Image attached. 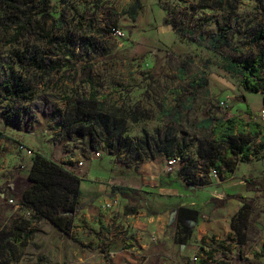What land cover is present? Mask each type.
Masks as SVG:
<instances>
[{"label":"rangeland","instance_id":"rangeland-1","mask_svg":"<svg viewBox=\"0 0 264 264\" xmlns=\"http://www.w3.org/2000/svg\"><path fill=\"white\" fill-rule=\"evenodd\" d=\"M14 1L18 10L9 6L10 0H0V19L13 22L16 16L30 14L32 23L26 29L19 24L9 29L0 25V72L11 65L23 74L32 99L19 104H32L37 116L28 132L6 125L0 115V130L8 136L0 139L1 223L20 210L8 200L13 197L9 184L16 191L26 187L32 157L19 149L24 140L36 149L33 152L75 171L87 167L99 178L109 176L97 181L111 185L121 199L113 209L120 222L107 228L123 248L135 247L134 264H264V200L260 192L247 191L243 185L246 176L263 171L264 154H256L257 140L252 155L238 164L239 177L229 190L245 193L262 212L255 239L242 254L228 223L215 219L221 208H214L213 198L227 191L217 184L220 179L203 171L199 178L205 183L196 185L178 172L197 158L199 142L211 138L210 130L200 124L207 116L243 113L249 105L256 111L254 121L264 122L263 95L245 90L240 76L224 67L225 60L209 44L211 36L226 27L239 46L229 49L231 56L264 50V43L251 40L264 22V0H139L136 15L130 11L136 0H51L40 10L34 8L39 0ZM116 28L124 36H116ZM21 52L38 53L43 68H21L16 61ZM87 61L92 64L90 81L81 75V63ZM201 78L207 84L195 86ZM2 94L0 86V114L12 103ZM76 99L102 103L104 112L124 121L121 140L110 135L90 144L70 135L65 141L57 115ZM135 115L138 121H133ZM244 117L249 119L248 114ZM143 132L148 133L150 148L143 143ZM166 132L169 137L163 143ZM169 146L176 163L167 172L171 156L164 151ZM68 152L77 155L74 161ZM181 204L201 212L185 242L176 221ZM26 216L30 215L26 212ZM149 219L163 220L162 228L155 223L151 232L133 226L136 220ZM86 230L93 238L78 230L68 237L47 221H37L29 244L14 246L16 255L0 264H129L122 255L114 259L109 254L106 238H98L96 229Z\"/></svg>","mask_w":264,"mask_h":264},{"label":"trees","instance_id":"trees-1","mask_svg":"<svg viewBox=\"0 0 264 264\" xmlns=\"http://www.w3.org/2000/svg\"><path fill=\"white\" fill-rule=\"evenodd\" d=\"M33 1V0H30ZM51 0H39L34 5L36 10L48 5ZM222 3V1H219ZM139 0L130 8L133 15L139 7ZM9 6L18 10L17 3L10 0ZM39 21V20H36ZM167 24H171L165 20ZM32 23V16L19 15L13 22L8 19H0V25L6 29L19 24L22 28H28ZM252 42L264 43V22L254 33ZM210 47L225 60V68L240 76V85L247 91L259 92L264 100V50L246 56L233 57L229 54L230 48L238 45L232 40L231 28L220 27L210 38ZM50 61V59H48ZM16 61L23 69L33 67L43 68L38 63V53L21 52L16 54ZM77 67L73 72H77ZM92 64L81 63V75L91 80ZM206 79L195 81V86L203 87ZM0 86L2 98L12 100V103L2 110L1 117L6 119V125L10 124L18 130L27 129L31 132L30 125L35 124L37 111L32 104H19L30 101L32 90L27 79L22 73L16 72L9 65L0 72ZM194 86V85H193ZM194 86V87H195ZM15 100V101H13ZM103 104L93 99H76L66 112L59 113L58 119L64 132V140L70 141V135L76 138H85L90 144L97 138L107 140L113 136L120 141L124 133V121L118 120L103 111ZM249 115V119L244 117ZM133 121H138V116H133ZM202 127L210 130L211 138L199 142L196 149V159L188 161L181 169V177L190 184L203 185L205 182L199 178V173L209 174L215 169L220 180L228 179L234 175L241 160L251 156L254 152L253 143L257 140V151L264 154V135L261 124L254 121V114L249 105L243 113L231 116L210 118L206 117L200 123ZM26 131V130H25ZM169 137L168 132L162 135L161 142ZM164 138V139H163ZM0 139H8V136L0 130ZM147 132H143V143L150 148ZM171 139L169 142L172 145ZM172 146L165 150L167 156L172 158ZM33 151V150H32ZM247 191L260 192L264 200V171L260 176L250 175L245 178ZM10 193L16 204L21 208L30 210V216L15 218L10 225L0 228V263L10 260L16 255L14 246H26L31 239L33 224L40 220L49 221L64 235L71 236L74 227V219L81 208V178L72 168L56 161L45 154L35 151L32 156V164L26 177V187L22 191L14 190L9 184ZM136 192L135 189H129ZM234 198L241 202V206L232 217L230 228L235 233L236 244L242 254L251 241L255 239L257 226L261 213L256 210L254 200L244 194H227L224 198H213L215 208L224 207L227 199ZM201 212L199 209L179 206L176 212V221L183 230L182 242L192 235V225L196 222ZM3 261V262H2ZM199 264L201 261L198 262Z\"/></svg>","mask_w":264,"mask_h":264},{"label":"crops","instance_id":"crops-1","mask_svg":"<svg viewBox=\"0 0 264 264\" xmlns=\"http://www.w3.org/2000/svg\"><path fill=\"white\" fill-rule=\"evenodd\" d=\"M251 110L253 111L254 114H256V111L253 108H251ZM233 115H237V114L235 113ZM257 122L259 124H261L262 130H263V135H264V122H262V120H257ZM23 144H26L27 146L31 147V145L26 143L24 140H23ZM32 149H33V147H32ZM38 152H40V151H38ZM70 154L71 153L68 152L67 155L70 156ZM76 157H77V155L74 154V156H70V160L74 161L76 159ZM31 164H32V159H31ZM145 169H149V167L146 166ZM263 171H264V167H263ZM263 171H262V174H263ZM75 172L81 178V197H80L81 208L75 216L72 235L75 232V230H78L80 235H82L84 237L93 238V236L88 234L86 227L96 229V233L98 234V238H100V239L106 238L105 244H106V246H108L109 254L114 259L116 258V256L122 255L125 260H128L129 264H134L135 263L134 259L136 257V253L133 255L131 250L135 249V247H132L131 249L130 248H123V244L121 246V242L119 240H113V238H112L113 232L107 228L108 225H110L112 223L119 224L120 220H115V218L113 217V211L114 210H105L102 207V205L105 202L110 201L112 198L116 197L120 201L121 194L117 193L118 191L114 192L112 190L111 185H107L106 183H103L101 181H97L99 179L109 178L108 175L99 178L98 177L99 173L94 172L96 175L90 174V171L87 167L82 168L81 170H78ZM178 172L180 174L181 170H178ZM248 176H250V175H248ZM248 176H246V177H248ZM236 177H239L238 168L232 177H230L228 179H224V180H218L217 184L219 185V187L223 191L224 190H227V191H224L225 192L224 196L215 197V198L222 199L227 194H235V193L246 195L243 192L241 193V192L229 191L232 188L233 183L236 180ZM245 178H244V184H243L244 189L246 188L245 187ZM129 189L130 188H127V191L131 192ZM131 189H135V188H131ZM131 193H134V192H131ZM99 203H101V205H99ZM3 204H4L3 202H0V206ZM182 205H184V204H181L179 206H182ZM9 206H11V205H9ZM240 206H241V202L238 201L237 199H234V198L227 199L226 205L223 208L220 207L221 209L219 208L220 210H219V212H217L216 218H215L216 221L222 220L223 223H228V225L230 227L231 219L236 214V212L239 210ZM178 207H177V209H178ZM214 208H215V206H214ZM16 209H20L19 212L23 213L22 216L19 215V212H18L16 215L11 216L9 218V221H6L4 224H2L1 223L2 215L0 214V228H2L4 225H10L15 218H18V217H26L27 218L28 217V216H26V212L28 214V210H26L25 208H16ZM1 212L2 211L0 209V213ZM153 220L154 219H149L147 222L136 220L135 222H133V224H134L133 226L138 227V228L144 227L145 229H148L149 231H151L154 228L155 223H157V226L162 228L163 220H158L157 222H154ZM40 221H43V220H40ZM45 221H47V220H45ZM47 222L50 223L49 221H47ZM196 222H190V225H192L193 223H196ZM35 223L33 224L34 232H33L32 236H34L35 232H36L35 231ZM129 223H131V219L129 220ZM101 225H104V226H101ZM207 227L210 228L209 226H207ZM71 236H68V237H71ZM140 239H141V236H139V238L137 240H140ZM29 242H30V240H29Z\"/></svg>","mask_w":264,"mask_h":264},{"label":"built area","instance_id":"built-area-1","mask_svg":"<svg viewBox=\"0 0 264 264\" xmlns=\"http://www.w3.org/2000/svg\"><path fill=\"white\" fill-rule=\"evenodd\" d=\"M114 34H115L116 36H124V33H123L119 28L114 29ZM220 103H221V105H226V102H225V101H221ZM262 115H263V117H264V110L262 111ZM19 149L22 150V151H24L27 155H29V156H31V157L33 156V151H32V149L29 148V147H28L27 145H25V144H20V145H19ZM175 163H176V158H174V157L170 158V159L167 161L166 171H167V172L172 171V170H173V167H174V165H175ZM79 164L82 165L83 163L80 161ZM210 174H212V175H213L214 177H216V178H219V175H218V173H217V171H216L215 169H211ZM8 201H9V203H11V205H13L15 208H21V205L16 204V203L13 201V199L10 198ZM118 203H119V199L115 197V198H112L110 201L105 202V203L102 205V207H103L105 210H113V209L117 208ZM28 214H29V215L31 214L30 210L28 211ZM197 259H198V258L195 256V257H194V261H196Z\"/></svg>","mask_w":264,"mask_h":264}]
</instances>
